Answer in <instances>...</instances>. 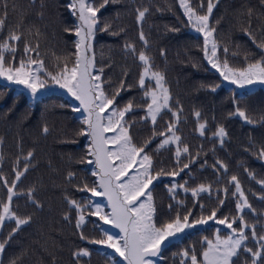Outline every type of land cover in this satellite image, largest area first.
Returning a JSON list of instances; mask_svg holds the SVG:
<instances>
[{"label": "trees", "instance_id": "16d2710c", "mask_svg": "<svg viewBox=\"0 0 264 264\" xmlns=\"http://www.w3.org/2000/svg\"><path fill=\"white\" fill-rule=\"evenodd\" d=\"M100 2L102 0H96L97 4ZM212 2L215 7L210 16V25L216 28L214 36L221 49L224 46L229 48V63L242 65L245 54L250 58L257 57L258 49L242 29L248 27L247 13L251 9L250 31L255 35L257 42L264 40V4L261 0H212ZM8 3L9 9L4 28L0 31V38L6 37L9 30H13L23 32L25 38L33 43L38 40L46 67L55 71L57 57H67L74 51L76 38L73 33L64 31L65 27L76 23V18L66 7L68 0L35 2L8 0ZM41 3L45 5L43 8ZM189 3L199 13H206L207 0H189ZM201 3L202 8L199 7ZM137 8L149 9L142 22L137 21ZM40 12H43V17L39 15ZM97 16L101 25L104 22L110 25L109 31H98L93 42L95 61L97 67H104V78L110 77L112 86L116 87L123 78L122 73L127 71L125 82L136 85L142 67L138 57L133 58L125 54L123 45L129 42L135 46L137 53L145 51L151 58L153 69L165 75L166 87L173 98V111L176 110L175 101H179L183 106L178 134L193 153L194 162L190 164L192 178L186 175L189 169H185L179 177H162L160 181L154 182L153 194L160 210L166 213L167 205L175 203L169 199L166 188V185L170 186V181L175 179L179 183L188 180V184L192 186L199 183L212 184V196L209 198L202 194L203 198L200 201L205 205V214L208 208L217 204L215 189L229 186V197L221 211L233 214L234 197L231 196V192L234 189L228 185V177L236 175L249 202L256 209L255 216L248 215L246 219L250 222L256 219L264 221V201L260 199L264 196V186L259 183L260 180H264V157L258 153V149L264 147V86L255 85L250 89H238L235 85L224 82L215 92L206 87L220 84L221 78L207 64L202 51L203 36L185 23L186 17L179 7L178 0H109ZM141 28L149 41L146 48L139 40ZM173 28L179 31H171ZM37 30L40 32L39 36L35 34ZM113 32L116 35H113ZM233 52L236 53L235 56L232 55ZM218 55L223 59L222 51ZM105 87L108 91L112 90L107 84ZM233 90L238 95L247 94L243 106L254 121L253 124H247L240 118L229 115L234 107L231 98ZM141 95L138 87H133L130 92H121L117 100L123 103L134 97L133 103L136 104L140 102ZM78 105L74 98L58 87L42 92L34 101L22 86L0 81V138L3 139L2 152L5 157L3 173L10 180L13 178L12 164L18 155H22L21 145L23 154L33 150V166L26 173V178L22 177L18 189L26 192L28 188L34 186L35 198L44 205L42 210H37L24 195L14 198L13 206L17 214L21 216L30 214L32 221L23 226L6 246L4 264H9L13 259L17 260V264H71V253L78 246L88 247L93 252L91 264H108V258L116 255L111 249L98 252L96 251L98 246L80 241L74 234L76 232L74 221L66 222L63 219V214L68 209L65 195L78 201L85 200L91 194L76 191L75 185L81 181L91 184L96 179L90 174L91 165L79 163L86 151L87 141L84 137L75 136V130L83 118L81 112L72 111V107ZM194 110L201 112V122L207 121L209 129L215 130L218 126L225 128L227 136L223 145L219 140L212 139L210 131L206 132L204 137L200 136L196 130ZM171 119L170 114L165 115L163 120L158 118L157 130H163ZM45 125L49 128L47 134L43 133ZM151 127L150 123L138 121L136 124V129L140 133L138 138L150 136ZM159 139L161 138L157 137V141ZM157 141L153 142L150 146L153 150L149 151L154 165L172 168L175 159L174 146L171 151L161 149L157 152L154 150ZM197 152L200 153L199 157L195 156ZM182 160L187 162L184 157ZM216 160L228 166L227 174L217 172L213 168ZM69 171L76 173L72 183L67 180ZM249 172L255 179L248 175ZM178 193L176 199L184 200L191 206L190 193L188 196H185L182 190H178ZM4 195L5 190L0 186V198ZM93 199L107 205V200L102 197ZM71 215L74 216L75 213ZM13 227L14 222L6 221L0 238L6 237ZM104 227L112 234H119V231L110 225ZM218 227L223 233L224 226ZM257 230L259 232V227ZM213 233L212 222L207 226L186 230L182 237L183 243L176 245L173 241L172 245L163 251L162 258H153L155 264H177L179 260L177 253L182 247L195 244L199 251V241L202 237L212 238ZM86 234H96L92 231L91 225Z\"/></svg>", "mask_w": 264, "mask_h": 264}, {"label": "snow or ice", "instance_id": "6c2138e0", "mask_svg": "<svg viewBox=\"0 0 264 264\" xmlns=\"http://www.w3.org/2000/svg\"><path fill=\"white\" fill-rule=\"evenodd\" d=\"M35 2V0H33ZM264 4V0H261ZM109 0H68L67 9L76 18V23L65 27L64 31L73 33L74 51L67 57H57L55 71L49 70L40 53V43H34L25 38L20 31L9 30L4 38H0V78L5 81L22 86L35 101L40 94L50 88L63 89L66 93L79 102L72 107V111L81 112L83 118L79 121V127L75 130L76 137H84L87 141L86 151L79 163L91 165V176L96 179L91 184L81 181L75 185V190L91 195L83 201L72 199L65 195L68 205L63 214L66 222L74 221L75 235L80 241L89 245L98 246L96 251L102 252L111 249L116 255L108 258V264H155L153 258H162L163 251L172 245L183 243V234L186 230H192L197 226H207L212 222L214 233L212 238L203 236L199 241V251L195 244L182 247L177 253V264H264V221L256 219L250 222L246 216L256 214L245 194V190L236 175L228 177V185L234 189L231 196L234 197L233 214H225L221 211L225 207V200L229 197V186L223 189L216 188L217 204L207 209L201 203L202 194L209 198L213 193L212 184L199 183L189 185L188 180L183 183L170 181L166 185L169 199L175 203L167 205L166 213L162 212L154 196V182L162 177H179L185 169H189L194 162L193 153L189 146L179 135L178 125L181 122L183 106L175 101L173 111V98L165 84L163 72L154 70L151 58L141 50L137 53L135 46L129 42L123 45L126 55L137 58L141 63L142 71L138 76L136 85L126 83L127 71L122 73L118 86L113 87L111 79L104 78V67H97L93 42L98 31H109L110 25L101 21L97 13L104 8ZM179 7L186 17L185 23L190 25L197 33L203 36V56L221 78L220 84H211L206 87L215 92L221 84L228 82L238 89H250L255 85L264 86V40L257 42L251 28V9L248 10V27L242 30L247 33L252 44L258 49L259 55L252 57L245 54L243 64L240 66L229 63V48L222 49L218 44L214 33L216 28L210 25V16L215 5L212 0H207L206 13H199L189 0H178ZM45 5L41 3V8ZM203 7V3L199 5ZM8 0H0V31L3 30L7 12ZM148 8H137V21L145 19ZM39 15L43 17V12ZM219 21H217L218 23ZM99 26V27H98ZM171 31H179L173 28ZM36 36L40 35L39 30ZM116 35L115 32L112 33ZM139 40L144 47L149 41L141 28ZM223 52V59L218 55ZM163 54V53H162ZM236 55L235 52L232 53ZM147 81V83H146ZM111 88L106 90L105 85ZM133 87H138L142 93L140 102L134 104L133 99L119 103L117 98L121 92H130ZM202 87H204L202 85ZM247 94L238 95L235 90L231 93L233 111L230 116H235L247 124L254 121L247 114L243 106ZM143 115H140V113ZM171 115L172 119L166 123L163 130H157L158 118L164 119L165 115ZM196 130L201 137L210 131L212 139L219 140L223 145L227 132L223 126L215 130L208 128L207 121L201 122V112L194 110ZM138 121L150 123L151 135L140 139L136 129ZM49 128L43 127V133L47 134ZM157 137H160L157 141ZM154 141L155 151L166 149L171 151L174 146V166L166 169L156 167L149 151ZM3 139L0 138V186L5 190V195L0 198V233L5 227L6 221L14 222L15 227L8 231L6 237L0 238V264H4L6 246L13 240L23 226L30 224L32 215H18L13 206L14 198L24 195L31 205L42 210L44 205L35 198L36 188L30 187L26 192L18 189L22 177L33 166L34 151L29 150L23 154L22 145L18 155L12 164L13 178L10 180L3 173L4 155L2 152ZM202 147V146H201ZM261 157H264V147L258 149ZM200 153L195 154L199 157ZM184 157L187 162L182 160ZM206 163V161H205ZM213 168L217 172L228 173V166L220 160H216ZM247 171V169H245ZM250 177L255 179L251 172ZM76 173L69 171L67 180L72 183ZM259 183L264 186V180ZM178 190H182L185 196L190 193L191 206L184 200H177ZM221 192L223 198H221ZM102 197L107 200V205H102L93 198ZM260 199L264 201V196ZM107 208V210H106ZM198 209V211H197ZM218 212L220 215L218 216ZM75 213V215H71ZM92 217L97 219L92 220ZM95 235H88V227ZM104 225H111L119 230V234H112ZM218 226H224V231ZM259 227V232H258ZM93 252L88 247H76L72 253L71 264H91ZM87 258V259H85ZM9 264H17V260L9 261Z\"/></svg>", "mask_w": 264, "mask_h": 264}, {"label": "rangeland", "instance_id": "374dc122", "mask_svg": "<svg viewBox=\"0 0 264 264\" xmlns=\"http://www.w3.org/2000/svg\"><path fill=\"white\" fill-rule=\"evenodd\" d=\"M0 81H2V82H6V83H8V84H11V83H9V82H7V81H5L3 78H0ZM228 83V82H227ZM11 85H15V84H11ZM16 86H19V85H16ZM60 90H63V89H60ZM65 93H66V91H65ZM76 102H78V101H76ZM79 103V102H78ZM111 226V225H110ZM111 228H113L114 230H118V229H115L114 227H112L111 226ZM119 231V230H118Z\"/></svg>", "mask_w": 264, "mask_h": 264}]
</instances>
